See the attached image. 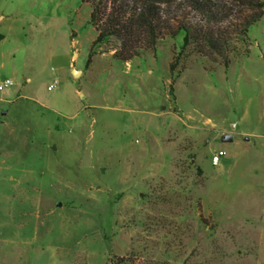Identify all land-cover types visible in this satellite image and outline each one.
Segmentation results:
<instances>
[{
	"label": "rangeland",
	"instance_id": "obj_1",
	"mask_svg": "<svg viewBox=\"0 0 264 264\" xmlns=\"http://www.w3.org/2000/svg\"><path fill=\"white\" fill-rule=\"evenodd\" d=\"M90 15L0 0V264H264V17L228 68L182 35L86 67Z\"/></svg>",
	"mask_w": 264,
	"mask_h": 264
},
{
	"label": "trees",
	"instance_id": "obj_2",
	"mask_svg": "<svg viewBox=\"0 0 264 264\" xmlns=\"http://www.w3.org/2000/svg\"><path fill=\"white\" fill-rule=\"evenodd\" d=\"M82 1L97 34L86 67L102 47V54L113 52L115 61L129 63L156 51L164 38L182 35L180 54L193 49L228 68L237 44L246 45L251 27L264 17V0Z\"/></svg>",
	"mask_w": 264,
	"mask_h": 264
},
{
	"label": "built area",
	"instance_id": "obj_3",
	"mask_svg": "<svg viewBox=\"0 0 264 264\" xmlns=\"http://www.w3.org/2000/svg\"><path fill=\"white\" fill-rule=\"evenodd\" d=\"M13 83L10 80H7L5 83L0 85V91H3L5 88L8 86H11ZM55 85H57V82L54 85H51L49 87V90H53L55 88ZM226 156V153L224 151H218L214 156H213V164L218 166L222 163V159Z\"/></svg>",
	"mask_w": 264,
	"mask_h": 264
},
{
	"label": "water",
	"instance_id": "obj_4",
	"mask_svg": "<svg viewBox=\"0 0 264 264\" xmlns=\"http://www.w3.org/2000/svg\"><path fill=\"white\" fill-rule=\"evenodd\" d=\"M74 74H75V77H76L77 75L80 74V72H79V71H74ZM81 91H82V88L80 87V88H79V92H81ZM81 96L84 98L83 95H81ZM230 140H232L231 135H225V136L223 137V141H230Z\"/></svg>",
	"mask_w": 264,
	"mask_h": 264
},
{
	"label": "crops",
	"instance_id": "obj_5",
	"mask_svg": "<svg viewBox=\"0 0 264 264\" xmlns=\"http://www.w3.org/2000/svg\"><path fill=\"white\" fill-rule=\"evenodd\" d=\"M73 58H74V56H73ZM80 74H81V76L83 75V71H80ZM232 137V136H231ZM232 140H233V137H232Z\"/></svg>",
	"mask_w": 264,
	"mask_h": 264
}]
</instances>
